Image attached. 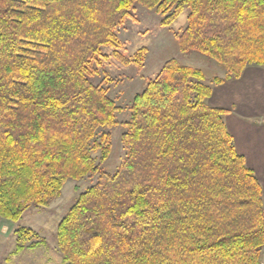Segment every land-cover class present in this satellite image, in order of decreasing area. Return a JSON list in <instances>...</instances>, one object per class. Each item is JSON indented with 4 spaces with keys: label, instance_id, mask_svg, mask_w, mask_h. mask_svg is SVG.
<instances>
[{
    "label": "trees",
    "instance_id": "1",
    "mask_svg": "<svg viewBox=\"0 0 264 264\" xmlns=\"http://www.w3.org/2000/svg\"><path fill=\"white\" fill-rule=\"evenodd\" d=\"M137 4L164 27L189 9L180 47L222 66L211 84L264 66V0H0V219L97 177L57 225L62 264H262V188L203 71L169 60L127 107L109 96L103 63L144 60L125 57L116 33ZM118 126L125 154L103 173ZM14 235L16 253L45 243Z\"/></svg>",
    "mask_w": 264,
    "mask_h": 264
},
{
    "label": "rangeland",
    "instance_id": "2",
    "mask_svg": "<svg viewBox=\"0 0 264 264\" xmlns=\"http://www.w3.org/2000/svg\"><path fill=\"white\" fill-rule=\"evenodd\" d=\"M188 14L189 9L185 8L169 26L164 27L160 24V15L137 4L131 10L129 18L117 28V37L121 43L120 52L125 57L131 58L138 50L145 49L141 67L132 63L124 65L113 57L103 63L107 74L117 81L109 91V96L117 106L127 107L133 96L140 93L169 60L200 69L205 75V83L211 87L214 86L211 79L224 77L225 70L211 58L194 50H181L178 33L187 25ZM102 49V53L106 55L112 52L109 47ZM125 117V112L117 114L119 121ZM122 132L121 126L113 127L110 131L111 153L101 166L103 173H114L124 157L125 149L120 138ZM96 180L97 177L80 182L67 181L60 197L48 207L32 208L16 222L0 219V264H62V258L56 248L57 225L77 196ZM24 228L33 230L45 243L35 250L16 253L14 231Z\"/></svg>",
    "mask_w": 264,
    "mask_h": 264
},
{
    "label": "crops",
    "instance_id": "3",
    "mask_svg": "<svg viewBox=\"0 0 264 264\" xmlns=\"http://www.w3.org/2000/svg\"><path fill=\"white\" fill-rule=\"evenodd\" d=\"M208 103L226 110V128L258 179L264 201V66L248 65L240 78L214 84Z\"/></svg>",
    "mask_w": 264,
    "mask_h": 264
}]
</instances>
